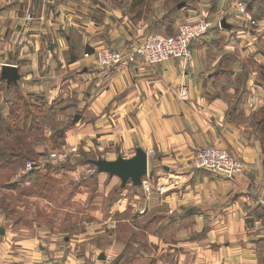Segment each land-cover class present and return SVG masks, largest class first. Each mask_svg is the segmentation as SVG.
Masks as SVG:
<instances>
[{
    "label": "crops",
    "instance_id": "crops-1",
    "mask_svg": "<svg viewBox=\"0 0 264 264\" xmlns=\"http://www.w3.org/2000/svg\"><path fill=\"white\" fill-rule=\"evenodd\" d=\"M200 1L171 12L166 0H156L147 12V3L132 0L129 11L99 0H0V71L16 67L14 86L71 116L69 148L106 161L144 151L151 188L122 187L111 209L129 213L121 222L134 232L101 249L87 233H16L0 220V264H264V143L247 119L237 121L242 111L249 114L237 99L264 107V12L252 4L240 16L236 5L212 10ZM198 18L212 28L192 43L187 65L139 63L104 76L84 58L101 46L139 43L148 33L173 36ZM8 86L0 79V89ZM182 87L186 98L177 97ZM0 96L3 109L6 93ZM205 148L228 151L242 172L225 179L194 169L191 157ZM108 235L96 238L109 242Z\"/></svg>",
    "mask_w": 264,
    "mask_h": 264
},
{
    "label": "rangeland",
    "instance_id": "rangeland-1",
    "mask_svg": "<svg viewBox=\"0 0 264 264\" xmlns=\"http://www.w3.org/2000/svg\"><path fill=\"white\" fill-rule=\"evenodd\" d=\"M129 1L131 0H99V4L107 9L124 8L125 11H129L131 9L128 8ZM155 1L150 2L149 0V3L148 0H135L134 2L137 4L141 2L142 6L147 3L146 11L148 12L151 7L157 5V2L162 5V0ZM205 1V4L212 10L219 7V9L225 8L223 10L227 11L229 9L227 7L231 5L235 7L238 3L247 6V1L250 0ZM196 3L201 4L204 2L191 0L189 5H195ZM170 4L171 1L168 0L164 3L167 6ZM181 4L184 5L185 3L182 2ZM252 4L255 12H264V3ZM252 4L250 3L251 6ZM237 100L239 102L238 108L247 110L249 113L246 117L242 111L239 113L237 121L247 119L252 131L256 129L255 132H258L259 135L264 134V128H256L257 126L255 127L256 124L254 123L255 120L258 123L264 120V111L258 114L261 107H255L253 103L250 104L247 100ZM1 102L2 97L0 96V104ZM31 103L42 106L43 113H38L39 117H35L36 111H33V117L36 118L33 122L34 130L24 132L27 136V140L24 142L30 144L31 150L37 157L24 161L22 165L13 167L12 172H6L0 176L1 222L12 227L16 233H19V231L29 233L47 231L55 234L66 232L68 236L87 233V235L93 236H91L92 239L88 243L95 248H100L101 244L104 246L112 244L117 235L133 233V228L127 224V221L121 222L122 220H129L130 214L118 215L114 209H111L122 195L120 193L122 190L120 180L116 177L111 178L108 175L104 182L94 179L95 176L100 174L96 173L93 165L86 162L87 157L97 159L94 155L81 158L79 150H76L69 154L68 161L64 164L44 161V158L50 153L59 152L62 148H69L64 142V134H57L58 131L54 132L52 129L53 123L58 124L59 130L64 129L71 116H65L60 112L59 107L50 108L32 97ZM5 108L2 109L4 116L8 114V109ZM27 124L29 125V121H27ZM25 130H28V128ZM7 140L2 136L0 142L5 143ZM28 162L36 163V166L33 171L25 172V165ZM32 172L34 174L30 175ZM111 179L115 181L112 185L110 184ZM108 188L109 190L106 193ZM124 188L132 189L133 187L130 183H127ZM137 229L147 231L148 226ZM101 234H109V242L104 241L101 243L100 238H96Z\"/></svg>",
    "mask_w": 264,
    "mask_h": 264
},
{
    "label": "built area",
    "instance_id": "built-area-1",
    "mask_svg": "<svg viewBox=\"0 0 264 264\" xmlns=\"http://www.w3.org/2000/svg\"><path fill=\"white\" fill-rule=\"evenodd\" d=\"M47 5H54L60 0H42ZM236 11L240 16L246 15L244 4H236ZM253 26L257 23L251 22ZM220 24L217 23V27ZM212 23L205 18H198L191 22H185L178 26L173 36H164L155 33H148L139 43H131L119 49H111L106 46L96 48L92 54H85V59H90L96 68L102 69L104 76L112 70L128 69L143 63L147 66H154L171 59L179 60L184 65L191 62L193 42L205 37ZM178 98H186L185 88L177 90ZM74 148H62L61 151L50 153L44 158V161L64 164L68 161ZM36 163L28 162L25 165V172L35 169ZM191 166L194 169L204 170L216 177L225 179H234L241 172L243 165L238 159L228 151L221 148H205L197 150L191 157ZM144 192L150 191L148 181H142L141 185ZM263 197L260 199V205L264 207V180L262 183Z\"/></svg>",
    "mask_w": 264,
    "mask_h": 264
},
{
    "label": "trees",
    "instance_id": "trees-1",
    "mask_svg": "<svg viewBox=\"0 0 264 264\" xmlns=\"http://www.w3.org/2000/svg\"><path fill=\"white\" fill-rule=\"evenodd\" d=\"M135 0H132L134 2ZM142 1V0H140ZM167 1V0H166ZM171 1L169 5V9L171 12H176L178 6L183 2L185 3L183 8L190 4L191 0H168ZM264 3V0H250L247 1L246 10L249 11L251 8L250 3ZM6 93L5 104L8 109L7 115L4 116L2 114V104H0V141L2 136L7 138L8 140L5 143L0 142V176L6 172H12L14 170L13 167L22 165L24 161L37 157L30 144L24 142L27 140V136H25L26 131L34 130V120L35 117H39L38 113H43L42 106L32 104L31 96L22 92L19 88L14 85H9L8 87H4L0 89ZM258 114H261L264 111V107L260 109ZM33 111H36L35 117H33ZM29 121V125L27 124ZM257 128H264V120L260 121V123L254 121ZM55 124V125H54ZM72 124V119L67 123V126L59 130L58 124L53 123V131L57 132V134H65V132L69 129ZM28 128V130H25ZM260 139L264 143V134H260ZM9 141V142H8ZM79 156L86 157L87 155L79 150ZM86 162L90 164V158H86ZM91 165V164H90ZM18 168V167H17ZM16 168V169H17ZM34 174L33 172L30 175ZM1 178V177H0Z\"/></svg>",
    "mask_w": 264,
    "mask_h": 264
},
{
    "label": "water",
    "instance_id": "water-1",
    "mask_svg": "<svg viewBox=\"0 0 264 264\" xmlns=\"http://www.w3.org/2000/svg\"><path fill=\"white\" fill-rule=\"evenodd\" d=\"M0 79L7 85H14L17 84L20 77L16 67L3 65L0 71ZM89 162L95 167L96 173H104L109 177L118 178L121 187L126 186L127 183L133 187H140L148 174V156L141 149H136L134 156L130 159L118 157L115 161L96 159Z\"/></svg>",
    "mask_w": 264,
    "mask_h": 264
}]
</instances>
